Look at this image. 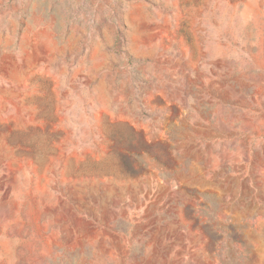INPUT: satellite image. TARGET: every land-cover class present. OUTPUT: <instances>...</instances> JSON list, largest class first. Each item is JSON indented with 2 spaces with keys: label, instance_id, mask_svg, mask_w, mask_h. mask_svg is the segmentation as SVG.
<instances>
[{
  "label": "rangeland",
  "instance_id": "obj_1",
  "mask_svg": "<svg viewBox=\"0 0 264 264\" xmlns=\"http://www.w3.org/2000/svg\"><path fill=\"white\" fill-rule=\"evenodd\" d=\"M0 264H264V0H0Z\"/></svg>",
  "mask_w": 264,
  "mask_h": 264
}]
</instances>
